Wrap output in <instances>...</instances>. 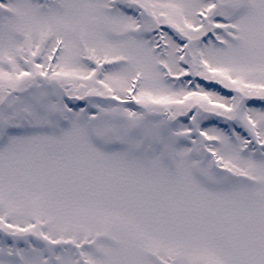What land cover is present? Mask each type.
I'll list each match as a JSON object with an SVG mask.
<instances>
[{"label":"snow or ice","instance_id":"obj_1","mask_svg":"<svg viewBox=\"0 0 264 264\" xmlns=\"http://www.w3.org/2000/svg\"><path fill=\"white\" fill-rule=\"evenodd\" d=\"M0 264H264V0H0Z\"/></svg>","mask_w":264,"mask_h":264}]
</instances>
